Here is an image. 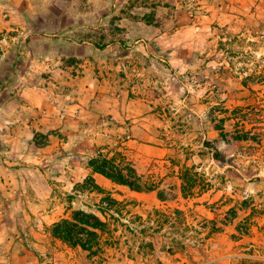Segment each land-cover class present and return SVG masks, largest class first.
<instances>
[{
	"label": "rangeland",
	"instance_id": "1",
	"mask_svg": "<svg viewBox=\"0 0 264 264\" xmlns=\"http://www.w3.org/2000/svg\"><path fill=\"white\" fill-rule=\"evenodd\" d=\"M257 103L264 0H0V264H262L263 152L213 118ZM99 149L177 198L104 186ZM107 193L127 228L105 261L50 235Z\"/></svg>",
	"mask_w": 264,
	"mask_h": 264
},
{
	"label": "trees",
	"instance_id": "2",
	"mask_svg": "<svg viewBox=\"0 0 264 264\" xmlns=\"http://www.w3.org/2000/svg\"><path fill=\"white\" fill-rule=\"evenodd\" d=\"M46 22V19L43 21ZM213 115L219 123V132L226 139L252 141L256 151L264 155V107L257 103L251 106H236L233 109H223ZM226 125L230 130L226 129ZM217 156L216 152L214 153ZM88 166L93 172H97L111 181L128 186L131 190L143 191L154 190L156 184L143 179L134 164L125 158L120 151L108 150L103 153L102 149L96 151L95 155L88 160ZM186 172L183 178H186ZM93 189L102 190L89 177L85 180ZM160 196V195H159ZM126 201L118 200L110 193L100 198L97 212L77 209L68 217L55 221L48 228V232L70 246L79 247L86 251L89 257H96L99 261H105V254L109 248H118L120 238L115 233L120 224L127 228L122 220L126 209ZM175 212H180L175 209ZM140 219V216H137ZM122 220V222L120 221ZM129 226V225H128ZM134 231L135 229L132 228Z\"/></svg>",
	"mask_w": 264,
	"mask_h": 264
},
{
	"label": "crops",
	"instance_id": "3",
	"mask_svg": "<svg viewBox=\"0 0 264 264\" xmlns=\"http://www.w3.org/2000/svg\"><path fill=\"white\" fill-rule=\"evenodd\" d=\"M24 2H26V4L29 2V0H24ZM225 131L227 130V129H224ZM230 130V129H229ZM218 131V135H219V137L223 140V141H227V138L226 139H224L222 136H221V134H220V132H219V129L217 130ZM235 142H244L245 144L247 143V142H250V141H244V140H234ZM249 143H247V145H248ZM215 152H216V154H218L217 152V149H215ZM168 159L169 161H170V164H171V166L173 167V169L175 168V165L172 163L173 161H174V159H173V156H162L160 159ZM167 160V161H168ZM165 161V160H164ZM135 166V165H134ZM177 168V167H176ZM91 169V168H90ZM175 170V169H174ZM91 173H92V176H94V178L96 177V178H100L101 180H102V182H103V184H104V186H106L107 185V183L110 181V182H113V181H111L109 178H107V177H105V176H103V175H101V174H99V173H97V172H93L92 171V169H91ZM140 174V173H139ZM172 174L174 175V178H175V183H173V184H175L176 185V182H177V184H178V186H179V191H180V196H182V198L183 199H185V200H188L189 198H190V195L189 194H187L186 195V193H185V191H184V187H183V185L185 184L184 183V181L182 180V178H181V172L179 173L178 171H174V173L172 172ZM177 174V176H175ZM259 174H257V176H258ZM98 176V177H97ZM144 178V177H143ZM259 178V177H258ZM256 181H258V183H257V186H260L259 185V180L260 179H255ZM114 184H116V185H121V186H126V185H123V184H118V183H115V182H113ZM172 186H174V185H172ZM128 187V186H127ZM129 188V187H128ZM130 189V188H129ZM131 190V189H130ZM204 190V189H203ZM257 190V189H256ZM133 191H135V190H133ZM143 191H147V190H143ZM148 191H150L152 194H157V197H158V199H159V201L160 202H165V201H167V200H175L176 198H177V195H176V193H174V195H173V193H168V197H166V193L164 192V191H161V190H159V185L158 184H156V189H154V190H148ZM138 193H142L141 191H138ZM160 195V196H159ZM198 195V194H197ZM191 197H193V199H194V195H191ZM61 218V217H60ZM60 218H58V219H54L53 221H51L52 223L53 222H55V221H58V220H60ZM62 218H63V216H62ZM261 221L262 222H259L258 224H262V225H257V228H261L260 226H262L263 228H264V214H263V218L261 219ZM262 264H264V262L262 263Z\"/></svg>",
	"mask_w": 264,
	"mask_h": 264
}]
</instances>
